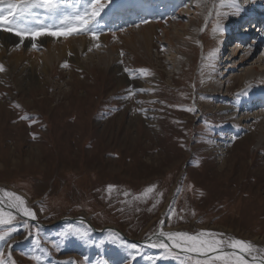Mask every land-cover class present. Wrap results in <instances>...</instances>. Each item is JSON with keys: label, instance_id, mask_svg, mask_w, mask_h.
Returning a JSON list of instances; mask_svg holds the SVG:
<instances>
[{"label": "rangeland", "instance_id": "rangeland-1", "mask_svg": "<svg viewBox=\"0 0 264 264\" xmlns=\"http://www.w3.org/2000/svg\"><path fill=\"white\" fill-rule=\"evenodd\" d=\"M172 1L102 0L106 7L92 25L99 38L55 37L83 38L87 45H74L78 51L67 50L32 82L27 67L7 65L8 53L0 58L1 71H8L0 79V189L35 212L33 224L17 216L10 239L0 242L6 261L196 264L205 258L131 248L162 226L203 232L202 239L212 233L247 241L264 254V109L243 106L264 96L258 82L264 33L245 45L228 35L225 52L226 38L215 37L216 10L234 0ZM242 10L253 12L247 5ZM32 12L37 18L24 20L33 27L40 19L58 26L59 17ZM184 38L191 40L186 53ZM211 59L220 61L212 67ZM244 69L259 79L247 82ZM251 84V94L243 92ZM148 187L153 191L145 197Z\"/></svg>", "mask_w": 264, "mask_h": 264}, {"label": "snow or ice", "instance_id": "snow-or-ice-1", "mask_svg": "<svg viewBox=\"0 0 264 264\" xmlns=\"http://www.w3.org/2000/svg\"><path fill=\"white\" fill-rule=\"evenodd\" d=\"M232 6L236 7V14H239L241 9L238 5ZM105 7L102 0H87L82 11L73 10L71 14H63L60 12L59 0H0V28L13 32L21 38L30 36L33 40L44 35L67 37L81 33H88L95 40L99 37L92 25L96 23L97 17ZM33 9H43L49 14L48 19H56L59 16L58 26H44L41 23L40 27L29 28L21 25L19 21L23 17L33 15L34 19L37 18L38 14H33ZM0 70H3L2 66ZM111 187L113 186L110 185L109 188ZM152 191L153 188L148 187L142 195L147 197ZM0 192L3 193L0 196V230L8 228L7 232L0 234V242L7 243L11 237L10 226L16 221L17 216L34 220L35 212L26 205L21 196L2 189ZM202 236H204L203 232L189 234L160 231L155 239L148 237L145 243L149 247L164 250L166 253L173 249H180L186 253H196L205 257L203 260H197L196 264H264V254H260L259 249L250 242L238 239L224 241L222 238H216L212 233H208L206 239H202ZM137 247L136 244L131 245L134 250ZM254 252L256 254H253ZM209 253L216 255L212 258L208 255ZM0 264H14V261H6L3 253H0Z\"/></svg>", "mask_w": 264, "mask_h": 264}, {"label": "bare ground", "instance_id": "bare-ground-1", "mask_svg": "<svg viewBox=\"0 0 264 264\" xmlns=\"http://www.w3.org/2000/svg\"><path fill=\"white\" fill-rule=\"evenodd\" d=\"M138 1L139 0H137V2ZM83 2L86 3L87 0H81V1H78L77 0V2L73 0V2L71 4H72V6L74 8L77 7L80 10V7L83 5ZM137 2H136V6H138L140 8V2L139 3H137ZM170 2L171 1H169V3ZM177 2L178 1H176V0L175 1L173 0L172 1V3H177ZM63 3H66V2L59 1V5H62ZM263 3H264V0H234V2L230 3V5L228 7H226L224 10H220V9L219 10H216L217 11V19H218V28L216 29L217 31L215 33V37L220 38V39H224L228 35H231L230 34V31H233V28L235 26H237V24L243 18H246L247 21L244 22L245 25L242 26L241 29H239V30H237L235 32V35L234 36H236V37H234V38H236V40H237V38L239 36H241V34H245L246 40L245 41H241V42L239 41V44L240 45H243L245 42L247 43V41H249L250 37L253 36L255 34V32H258L259 31V29H258L259 28V25L258 26L256 25L254 28H252L253 27L252 25L254 24V22H256L255 19L256 18H259L258 15H261V12L264 10V9H261V7L264 6ZM233 4H237L238 7L241 9V11L239 12V14H236V7H233L232 6ZM246 5L249 6L250 9L253 10V12L250 11V12L247 13L246 11H243L242 9ZM142 10L143 11H145V10L144 9H141V14L144 15V12ZM66 14H68L67 11H66ZM154 14L157 15L158 13L155 12ZM166 16H167V18H164V19H167L168 20L169 19V15H166ZM246 16H248V18ZM31 17L33 18V16H31ZM22 19L23 18H21L20 20H22ZM162 19H163V17H162ZM40 20H41V22H39L40 23L39 25H41V23H42L44 26H47V25H45L46 24V21H44V19H40ZM19 22H21V21H19ZM21 25L26 26V27H29L27 25V23L21 24ZM159 26H161V25H159ZM249 30L250 31L252 30V31H251V34L247 36L246 34H248ZM0 31L2 32L0 34V58L2 57V55L8 53L9 56H8V64L7 65L12 66L13 68H15V67H22L23 69H25L27 67L28 68V72L26 71L27 73H25V75H26V78H27V80L29 82L30 81L32 82V80L34 79L33 78V75L38 74V71H41V72L44 73V72L47 71V68L49 66H51L52 64H54V61L56 59L58 60L59 58H63V57L65 58V55L68 52L67 50H71V51H74V52L75 51H78L75 48H73L74 45L79 44L80 47L82 45H87L86 44V40L83 39V38H81V39H72V40H67V41H66V39H60V41H57V40H55L56 39L55 37L45 35V36L37 37L35 40H33L30 36H25L23 38H21L19 36H16L13 32L3 30V28H0ZM147 34H149L148 31L147 32H144V33H142L140 35H137V38H140L141 39V37H142V38L145 39L147 37ZM239 38H241V37H239ZM184 39L186 41L183 40V39L180 40V47L183 50V53H186V52H188V47H189L188 42H190L191 40H188L186 38H184ZM9 40L11 41V43H9ZM33 45H35V46H33ZM255 45H256V42H252L251 47L246 48L245 51L246 52H250L251 49H254ZM39 46L44 47L45 49L43 48V50L44 51L46 50V51L45 52L42 51L43 53H41V52L40 53H37V49H38L37 47H39ZM225 47H229V46L227 45ZM238 50H244V48H239ZM238 50H236V51H238ZM229 51H230V49L228 48L227 53ZM212 59L210 60L212 67L213 66H216L219 63L218 61H220V60L217 61L215 59L214 60H212ZM2 62H3V60H2ZM7 68H9V67H7ZM27 68H26V70H27ZM254 70L256 71V69H254ZM260 70H262V69H260ZM2 71L0 70V79H1V77L4 74H6L4 72H6L7 70H5L4 72H2ZM13 71H14V69H13ZM16 72L18 73V71H16ZM244 72H246L245 77L247 79V80L244 79V81L246 80L247 82L253 84V82H254L253 79L255 77H253V75L251 73L250 74L247 73V69L246 70L244 69ZM20 74H19V76H20ZM227 74L228 73H225L224 72V73H222V76L224 77ZM260 75H261V78H260L261 80L258 81V82L259 83L261 82L260 84L262 85V84H264V79H263V77H264V68H263V70H262V72H261ZM212 79H213V77L210 74V77L208 76L207 80L208 81H211ZM240 79L243 80V78H240ZM255 79H259V77H256ZM252 84L249 85V86H247V87H244L243 92L248 91V93L251 94ZM243 106L245 108L246 107H249L250 108V106H251V109H257V108L264 109V96L259 97V98H252V100L250 102H247L246 101ZM232 109H233V112L234 113L237 111L234 108H232ZM222 111L225 112V113H227L230 110H228V109L227 110L226 109H221L220 112H222ZM227 114H229V113H227ZM231 114H233V113L231 112ZM232 118H233L232 115L231 116L230 115H227V119H232ZM254 118H256V117H253L252 119H254ZM0 196H2L1 193H0ZM163 228H164V226H162L161 231H164ZM158 235H154L151 238L152 239H155ZM145 246H147V244H145ZM150 248H152V247H150ZM153 249H157V248H153ZM184 254H185V256L203 257V256H201L199 254H196V253H186V252H184ZM208 255L209 256L211 255V257H214L216 254L209 253Z\"/></svg>", "mask_w": 264, "mask_h": 264}, {"label": "water", "instance_id": "water-1", "mask_svg": "<svg viewBox=\"0 0 264 264\" xmlns=\"http://www.w3.org/2000/svg\"><path fill=\"white\" fill-rule=\"evenodd\" d=\"M21 218H23V217H21ZM24 219H26V218H24ZM143 243V242H142ZM249 259V258H248Z\"/></svg>", "mask_w": 264, "mask_h": 264}]
</instances>
